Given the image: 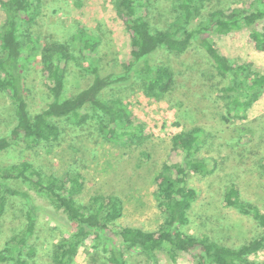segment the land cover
<instances>
[{"label":"rangeland","instance_id":"rangeland-1","mask_svg":"<svg viewBox=\"0 0 264 264\" xmlns=\"http://www.w3.org/2000/svg\"><path fill=\"white\" fill-rule=\"evenodd\" d=\"M263 1L205 0L192 27L202 25L212 11L248 12ZM34 4L32 21L23 28L21 36L23 45L34 46L28 52L32 57L24 61L30 117L51 99L52 84L42 75L43 48L54 44L68 47L70 59L62 66L61 100L73 97L91 82L89 53L93 52L92 57L103 74H120L130 61V39L117 16L114 0H34ZM140 12L152 31L165 30L179 14L176 0H147ZM4 22L5 14L0 7V28ZM257 28L264 29V20ZM211 40L232 64L250 62L255 70L264 71V51L255 49L246 29L213 35ZM86 42L92 44L91 52L83 49ZM153 59L155 65L168 66L174 72L172 89L159 100L144 94L143 78L139 76L123 85L110 86L100 95L102 101L123 102L132 125L131 135L116 142L105 141L99 132L102 116L86 107L81 111L85 118L79 124L67 119L53 120L60 128L57 140L11 147L0 156V165L28 159L41 173L60 180L78 173L83 184L76 196L78 204L86 205L92 196H117L122 201L123 213L114 228L133 226L155 231L163 222L153 196L155 177L164 164H181L184 158L181 151H172V137L200 131L203 137L190 158L204 161L211 173L188 172L187 185L197 196L188 211L189 223L182 231L192 236L207 235L227 247H239L258 237L261 230L252 217L227 207L223 193L234 184L242 200L264 212V95L248 109L246 119H235L227 111L221 91L225 81L216 75L202 52L194 48L182 54L159 50ZM13 124V105L6 92L0 90V135H7ZM9 182L27 192L37 208V255L29 264H54L55 246L61 238L70 237L73 225L27 182L22 179ZM27 206L18 197L6 199L0 215V251L23 229ZM92 246L93 240L88 238L72 264H107L102 253ZM157 258L159 264H194L184 252L176 263L170 262L163 252H157ZM126 259L128 264H149L145 257L127 252ZM250 260L264 264V250Z\"/></svg>","mask_w":264,"mask_h":264},{"label":"trees","instance_id":"trees-1","mask_svg":"<svg viewBox=\"0 0 264 264\" xmlns=\"http://www.w3.org/2000/svg\"><path fill=\"white\" fill-rule=\"evenodd\" d=\"M146 1L114 0L117 16L130 39V61L120 74H103L92 57L93 52L89 53L87 61L93 78L69 99L61 100L64 91L62 66L70 59L68 47L54 44L41 50L42 75L52 84L51 99L34 117L29 115L24 79V61L26 57H32L29 53L34 46L23 45L21 41L23 28L32 21L34 0L0 2L5 14V22L0 28V90L6 92L14 114V124L9 133L0 135V156L11 147L57 140L60 128L53 120L67 119L79 124L85 118L81 111L86 107L102 116L99 132L105 141L116 142L131 135L132 125L123 102L120 99L102 101L100 95L110 86L123 85L139 76L143 78L144 94L159 100L174 83L171 68L155 65L153 56L159 50L182 54L194 48L202 52L216 75L225 81L221 91L227 101V111L235 119H246L248 109L264 95V71L255 70L250 62L232 64L211 38L246 29L255 49L264 51V29L257 28V24L264 20V1L248 12L240 9L231 10L228 14L212 11L202 25L193 28L192 23L205 0H176L179 14L163 31H152L142 16L140 8ZM83 49L91 52L92 44L86 42ZM202 137L200 131L172 137V151H181L184 158L181 164H164L155 177L153 196L157 209L163 214V222L155 231L133 226L114 228L113 224L123 213L122 201L117 196H92L86 205L78 204L76 196L83 187L82 176L78 173L70 174L67 180H60L54 175L41 173L28 159L0 165V215L9 197H18L28 204L24 227L4 244L0 251V264H29L37 255V208L27 192L9 184L13 179H22L33 190L43 194L54 209L62 211L73 225L70 237L61 238L55 246L54 264H72L88 238L93 240L92 249L99 250L107 264H128L126 252L145 257L149 264H159L157 252H163L172 263H176L180 253L184 252L191 256L194 264H256L250 257L264 250V212L255 204L242 200L234 184L224 190V204L252 217L261 230L258 237L231 248L207 235L192 236L182 231L189 223L188 211L197 196V192L187 185L188 172L211 173L204 161L190 158Z\"/></svg>","mask_w":264,"mask_h":264}]
</instances>
